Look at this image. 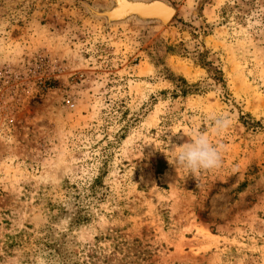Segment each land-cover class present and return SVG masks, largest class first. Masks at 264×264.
Segmentation results:
<instances>
[{
	"label": "rangeland",
	"instance_id": "rangeland-1",
	"mask_svg": "<svg viewBox=\"0 0 264 264\" xmlns=\"http://www.w3.org/2000/svg\"><path fill=\"white\" fill-rule=\"evenodd\" d=\"M194 134L219 168L172 164ZM64 183L82 264H264V0H0V239Z\"/></svg>",
	"mask_w": 264,
	"mask_h": 264
},
{
	"label": "trees",
	"instance_id": "trees-1",
	"mask_svg": "<svg viewBox=\"0 0 264 264\" xmlns=\"http://www.w3.org/2000/svg\"><path fill=\"white\" fill-rule=\"evenodd\" d=\"M169 79H174V74L168 71ZM180 80V92L186 95L191 92L192 88L186 80L177 76ZM258 124V122H256ZM166 163L161 159L156 164L155 172L161 174L165 168ZM100 184L99 176H96L93 181L86 187L85 197L96 198V194ZM64 190V200L48 199L45 203V210L48 214L47 222L44 223L35 232L29 231L32 227L27 226L28 229L14 230L5 233L0 239V251L4 256L19 255L23 262L35 261L37 256L45 258L49 264H82L84 257H81L80 252L75 249L78 248L79 243L73 231L81 224L88 222L91 218V213L88 203H83L78 187L64 183L61 186ZM64 221L65 224L59 227L58 222ZM137 241V239H134ZM126 242V241H123ZM112 247L118 252L123 248L120 241H115ZM145 251V250H144ZM124 253V256H128ZM90 257V256H89ZM132 264V261H126Z\"/></svg>",
	"mask_w": 264,
	"mask_h": 264
},
{
	"label": "clouds",
	"instance_id": "clouds-1",
	"mask_svg": "<svg viewBox=\"0 0 264 264\" xmlns=\"http://www.w3.org/2000/svg\"><path fill=\"white\" fill-rule=\"evenodd\" d=\"M210 120L219 133L227 130L231 120L223 114L211 113ZM173 158L172 164L187 169L196 174L201 170H212L219 168L222 164V155L218 146L214 145L208 136L194 134L189 142L183 143Z\"/></svg>",
	"mask_w": 264,
	"mask_h": 264
}]
</instances>
